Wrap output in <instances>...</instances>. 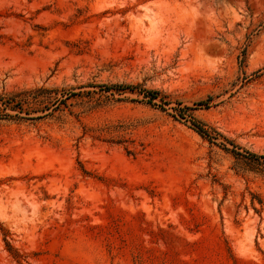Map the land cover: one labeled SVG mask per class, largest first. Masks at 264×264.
<instances>
[{
	"label": "rangeland",
	"instance_id": "obj_1",
	"mask_svg": "<svg viewBox=\"0 0 264 264\" xmlns=\"http://www.w3.org/2000/svg\"><path fill=\"white\" fill-rule=\"evenodd\" d=\"M34 88L0 264H264V174L219 145L264 157V0H0V96Z\"/></svg>",
	"mask_w": 264,
	"mask_h": 264
},
{
	"label": "trees",
	"instance_id": "obj_2",
	"mask_svg": "<svg viewBox=\"0 0 264 264\" xmlns=\"http://www.w3.org/2000/svg\"><path fill=\"white\" fill-rule=\"evenodd\" d=\"M114 89V90H124L134 87H128L123 85H113L111 87H105V89ZM61 94H66L62 93ZM59 93L58 89H46V88H34V89H26L19 92H15L10 95H4L0 96V105L2 109L0 110V113L4 111H13L16 112L15 115H9L7 113H4L0 116L2 118H8V119H14L21 117L18 116V114L24 113L26 115L30 114L27 112H32V110H38V108L42 105H44L46 102H49L53 99L54 95H57ZM141 94L150 102L153 100H156L158 98V93L151 90H141ZM61 100L58 101L62 104H65L66 99H68V95H62ZM201 104V103H200ZM40 118V117H36ZM195 121V120H194ZM194 130L203 138L207 139L210 142H215V139L210 137L208 135L207 131L203 128V125L201 123L194 124ZM226 141V140H225ZM230 142V141H227ZM233 148H237L236 145L233 143H229ZM222 148L232 153L236 158H243L248 162L254 169H256L258 172H261L264 174V157L258 156L253 153H246L245 155L236 152L232 149H227L224 145L220 144Z\"/></svg>",
	"mask_w": 264,
	"mask_h": 264
}]
</instances>
